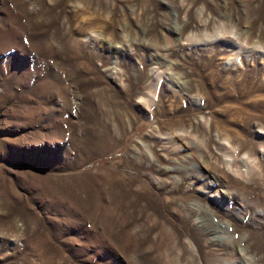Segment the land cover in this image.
<instances>
[{
    "label": "rangeland",
    "instance_id": "1",
    "mask_svg": "<svg viewBox=\"0 0 264 264\" xmlns=\"http://www.w3.org/2000/svg\"><path fill=\"white\" fill-rule=\"evenodd\" d=\"M246 259L264 0H0V264Z\"/></svg>",
    "mask_w": 264,
    "mask_h": 264
},
{
    "label": "bare ground",
    "instance_id": "2",
    "mask_svg": "<svg viewBox=\"0 0 264 264\" xmlns=\"http://www.w3.org/2000/svg\"><path fill=\"white\" fill-rule=\"evenodd\" d=\"M216 228L222 229L221 227H216ZM220 233H221L220 237L222 239H224V238H226L225 236L229 233V231H227V229H225V230L222 229ZM227 240L231 241V239H229V238ZM245 262H246V264H253V262L251 260H249V259H246Z\"/></svg>",
    "mask_w": 264,
    "mask_h": 264
}]
</instances>
